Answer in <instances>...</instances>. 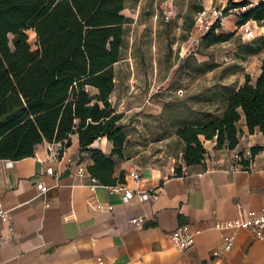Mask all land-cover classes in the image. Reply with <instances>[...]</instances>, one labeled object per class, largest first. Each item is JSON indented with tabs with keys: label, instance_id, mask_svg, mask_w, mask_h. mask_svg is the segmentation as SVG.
<instances>
[{
	"label": "crops",
	"instance_id": "crops-1",
	"mask_svg": "<svg viewBox=\"0 0 264 264\" xmlns=\"http://www.w3.org/2000/svg\"><path fill=\"white\" fill-rule=\"evenodd\" d=\"M239 127L236 149L219 150L208 142L209 159L203 165L182 163L180 173L139 167L112 156L108 139L97 140L90 149L113 157V177L125 173L115 185L92 187L73 174V164H94L91 152L81 151L78 135L64 150L61 143L45 141L33 157L0 160V208L7 212L0 225V264H264V238L240 226L250 210L264 208V132L250 134L244 120ZM254 148L259 151L252 159ZM236 153L251 158L256 170L232 171ZM50 167L56 175L47 174ZM41 182L48 188L44 195ZM119 185L132 196L109 189ZM152 192L156 200L142 199ZM139 217L145 218L143 226L130 224ZM183 225L195 232V244L186 251L169 235Z\"/></svg>",
	"mask_w": 264,
	"mask_h": 264
},
{
	"label": "trees",
	"instance_id": "trees-1",
	"mask_svg": "<svg viewBox=\"0 0 264 264\" xmlns=\"http://www.w3.org/2000/svg\"><path fill=\"white\" fill-rule=\"evenodd\" d=\"M125 9L126 0H0V160L33 157L45 141L61 143L64 150L78 135L81 151L92 154L90 174L105 185L124 181L125 173L113 177L112 156L125 159L129 139L121 124L125 116L110 99L114 66L122 56ZM233 9L245 10L240 25L264 22V0L255 6L229 0L224 17ZM221 21L203 36L205 47L227 41L216 34ZM30 30L36 34V50ZM224 97L220 118L177 131L187 166L205 163L208 142H215V149H236L242 120L250 134L264 132V58L256 80L246 75L244 84ZM103 138L113 144L112 156L90 149ZM258 151L252 150V159ZM241 155L248 166L251 158Z\"/></svg>",
	"mask_w": 264,
	"mask_h": 264
},
{
	"label": "rangeland",
	"instance_id": "rangeland-1",
	"mask_svg": "<svg viewBox=\"0 0 264 264\" xmlns=\"http://www.w3.org/2000/svg\"><path fill=\"white\" fill-rule=\"evenodd\" d=\"M243 1L247 0H233ZM258 1L247 2L255 6ZM228 3L126 0L122 56L114 66L115 91L110 100L125 116L121 122L129 139L125 156L137 166L176 171L184 163L185 150L177 131L220 118L224 95L236 89L246 73L255 80L264 58V22L240 25L241 9H233L216 30L227 41L211 47L202 43L211 12ZM199 7L207 11L202 27L196 25ZM164 9L172 15L165 16ZM27 33L36 50L34 32Z\"/></svg>",
	"mask_w": 264,
	"mask_h": 264
},
{
	"label": "built area",
	"instance_id": "built-area-1",
	"mask_svg": "<svg viewBox=\"0 0 264 264\" xmlns=\"http://www.w3.org/2000/svg\"><path fill=\"white\" fill-rule=\"evenodd\" d=\"M244 12H245L244 9H241V11L237 12L239 18ZM163 14L167 17H170V15H172V12L171 10L169 11V10L164 9ZM206 15H207V11H203L199 13L200 17L196 21V25L198 27L199 26L202 27L203 20H204V17H206ZM211 17H212V21H209L204 26V31L206 33L219 19H222L224 17L223 9H214L211 12ZM231 159L234 162L232 171H255L256 170L255 164L253 162H251L248 166L244 165L242 163L243 156L239 153L232 155ZM71 170L73 174L79 180L81 181L88 180L89 181L88 185L92 187H97L101 184L100 181L96 177L90 174L88 167L82 162L73 164L71 166ZM47 174L51 176L56 175L55 169L53 167L48 168ZM131 176L134 177L135 179L140 178V174L135 173V172L131 173ZM109 189L116 191V192L127 191V197H126L127 199L132 196L131 191H128L122 185L109 187ZM38 190L40 191L41 195H44L48 191V188L44 185L43 182H41L38 184ZM157 198H158V193L156 192L142 195V199L144 201L156 200ZM2 220H7V212L0 208V225H1ZM144 223H145L144 217L134 218L130 221L131 225L138 226V227L143 226ZM240 226L248 230L256 238L263 239L264 238V208L260 210H250L246 214V217L240 223ZM0 235H1V226H0ZM169 235H170V239L173 245L180 251H186L192 248L195 244V232L191 229L189 225L180 226L179 228L171 232ZM233 240H234V236H231V238L229 239L228 245L226 247L227 250H230L232 248ZM99 262L102 263L101 258L99 259Z\"/></svg>",
	"mask_w": 264,
	"mask_h": 264
},
{
	"label": "bare ground",
	"instance_id": "bare-ground-1",
	"mask_svg": "<svg viewBox=\"0 0 264 264\" xmlns=\"http://www.w3.org/2000/svg\"><path fill=\"white\" fill-rule=\"evenodd\" d=\"M34 35L36 36V34L34 33Z\"/></svg>",
	"mask_w": 264,
	"mask_h": 264
}]
</instances>
